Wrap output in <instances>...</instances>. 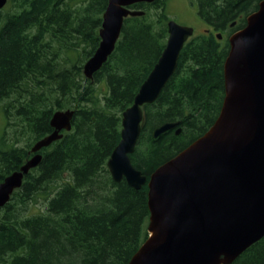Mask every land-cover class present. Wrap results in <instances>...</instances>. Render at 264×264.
Instances as JSON below:
<instances>
[{"label": "trees", "instance_id": "trees-1", "mask_svg": "<svg viewBox=\"0 0 264 264\" xmlns=\"http://www.w3.org/2000/svg\"><path fill=\"white\" fill-rule=\"evenodd\" d=\"M166 1L129 6L143 13L124 18L114 50L91 79L83 64L100 41L107 0H7L0 9L3 141L10 136L9 148L0 149V182L53 130L54 111L73 110L71 129L39 151V164L0 207V264H127L146 239L149 175L216 119L228 36L261 0H193L207 28L188 38L157 99L142 105L129 157L147 179L134 189L125 179L113 181L107 160L120 140L123 111L165 46ZM171 121L178 126L152 136ZM229 264H264V236Z\"/></svg>", "mask_w": 264, "mask_h": 264}, {"label": "water", "instance_id": "water-1", "mask_svg": "<svg viewBox=\"0 0 264 264\" xmlns=\"http://www.w3.org/2000/svg\"><path fill=\"white\" fill-rule=\"evenodd\" d=\"M152 1L107 0L100 41L83 64L87 79L114 50L124 18L143 13L129 6ZM6 2L0 0V9ZM167 32L160 56L122 113L120 140L107 160L113 181L125 179L134 189L147 179L129 157L140 135L142 105L159 96L193 28L169 19ZM228 44L220 111L202 135L149 175L148 235L127 264H229L264 236V0L247 15L245 25L228 36ZM72 116L71 109L52 113L53 130L37 139L30 147L33 154L0 182V207L39 164V151L71 129ZM178 124L164 122L152 136ZM174 132L179 134L180 128Z\"/></svg>", "mask_w": 264, "mask_h": 264}, {"label": "rangeland", "instance_id": "rangeland-1", "mask_svg": "<svg viewBox=\"0 0 264 264\" xmlns=\"http://www.w3.org/2000/svg\"><path fill=\"white\" fill-rule=\"evenodd\" d=\"M165 12L169 19L174 20L178 24L191 26L193 28V35L202 33L207 28V24L198 16L196 5L193 0H167ZM4 102L5 100L0 102V149L9 148L10 142V136L5 142L2 139L5 126V118L2 109ZM19 144H22V142ZM39 207L40 206L36 205L31 208V211L37 212Z\"/></svg>", "mask_w": 264, "mask_h": 264}, {"label": "bare ground", "instance_id": "bare-ground-1", "mask_svg": "<svg viewBox=\"0 0 264 264\" xmlns=\"http://www.w3.org/2000/svg\"><path fill=\"white\" fill-rule=\"evenodd\" d=\"M177 126H178V125H177ZM175 127H176V126H175ZM175 127H174V128H175ZM150 235H151V234H150Z\"/></svg>", "mask_w": 264, "mask_h": 264}]
</instances>
